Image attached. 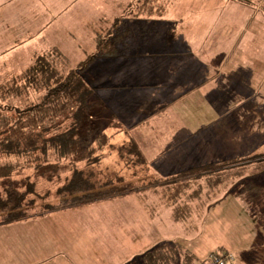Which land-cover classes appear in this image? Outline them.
<instances>
[{"label": "rangeland", "instance_id": "374dc122", "mask_svg": "<svg viewBox=\"0 0 264 264\" xmlns=\"http://www.w3.org/2000/svg\"><path fill=\"white\" fill-rule=\"evenodd\" d=\"M154 1L144 0L142 11L144 16L148 12H153L154 7L158 8L159 5L165 4V0L159 4ZM169 1L167 9L173 7L171 0ZM209 1L211 4L206 7L205 15H196V21H204L201 23L202 27L190 31L191 42L195 41L196 53L203 52L202 57L207 62L215 59L216 55L222 56L223 78L221 72L217 77L223 86L230 87L237 86L238 83L226 76V67L228 66V70L236 69L238 66L246 69L243 64H249L250 59L242 57L244 62L233 59L239 58L242 53L248 52L247 55H250L259 51L260 61H257L259 66L250 68L259 74L261 90L264 92V0H237L240 2L234 4H227L224 0ZM178 4L173 11L170 10V14L180 12L188 18L190 15L186 11L187 7ZM232 7H239L242 11L234 12ZM76 16L81 18V14H75L73 21ZM68 18L70 20V15ZM81 22L87 23L88 17L84 15ZM242 22L246 23L245 36L248 37L250 32L255 36L258 34L259 43L254 44L250 41L243 48L241 44L246 37L234 36L237 38L234 39L235 45L230 49V60L225 53L226 47L216 45L211 48L206 45L207 41L204 42V37L210 34L214 36L216 29L223 38V26L228 28L225 32L233 28V33H237ZM106 31L107 29L102 32L100 38L110 39L108 33L112 30ZM83 36L84 46L74 48L61 46L64 52H68L67 65L65 61L51 57L49 59L45 56L44 64L55 69L58 74L60 72L65 74L69 69L76 68L77 61L85 57L83 50L88 48L86 45L89 44L86 30ZM122 37L114 50L115 54L111 57L129 56L136 49V46L130 45L127 41L126 46H123ZM129 41L133 43V40ZM72 49L75 53L70 51ZM75 50H78L77 53ZM111 57L102 58L104 59L102 61L96 59L93 66L85 71L86 79L95 84L100 78L101 81L109 79L114 64L106 63L105 59ZM40 58L35 60L34 69L37 63L40 65L38 62ZM126 66L130 67V64ZM241 68L238 69L239 73ZM248 71L252 72L246 70L245 73ZM40 78L41 75L34 72L26 75L24 82L30 86V89L32 88L30 97H27L26 89L20 93L15 92L14 87L5 90L3 99L0 100V143L3 140L1 131L5 125L14 123L19 118L20 111L34 106L44 95L46 88L42 87ZM244 95V97L233 95L234 103L229 102L220 108L215 104L217 109H220L218 112L223 111L221 119L204 128L201 127L202 129L197 133L189 135L187 132H179L174 142L158 145L159 155L154 161L144 160L136 140H133V127L129 126L134 120L129 117V120H125V124L128 125H125L119 119H112V115L101 100L102 98L108 101L107 95L98 96L100 107L93 109L83 119L81 125H78L81 142L95 150L93 155L83 162L73 163L71 156L61 159L56 156L49 144H46L47 151L44 153L40 144L38 150L33 149L19 154H6L1 151L0 146V165L7 163L13 165L19 170L18 174L17 171L14 172L16 178L31 176L34 168L44 160L58 161L60 165L58 178L49 183L39 181L36 184V194L30 196L34 199L29 204L32 211H28V216L31 217L1 227L0 237H3L5 248L11 254L9 262L11 264H142L141 256L146 250L156 245L169 246L179 242L196 255L197 259L193 264H202L209 252L223 251L221 250L223 241H227L223 249L230 252H235V249L234 247L227 249L229 246L246 249L252 248L254 244L257 248L258 239L261 240V236L264 239V95H260L258 106H256L257 99L252 98L248 93ZM145 96L147 98L151 95H148L146 90L136 94L137 99L141 101L140 105L144 106L140 109V114L147 116L152 111L163 109L165 98L158 106L150 102V99L154 98L161 100L163 98L161 94L154 91L152 98L144 102ZM174 96L176 95L167 98ZM242 99L245 100L241 103ZM207 108L203 103L191 105L189 107L191 118L203 124L204 112L208 114ZM172 119L162 121L159 127L169 126L170 123L179 125L187 122V119L179 121L181 118L178 117ZM71 124L72 120H67L57 130L46 133L45 137L63 133ZM99 134H104L105 139L102 136L99 138ZM129 136L132 138L130 139ZM170 145V149L163 151ZM257 147L259 152L254 150ZM237 155H245V158H239ZM202 164L214 167L206 172L191 175L186 174L187 170L175 173L193 166H204ZM241 167H243L242 172L236 176V168ZM76 171L87 178L95 189L103 190L130 184L135 191L140 192L126 195L121 193L104 200L66 208L63 211L37 215L43 212V207L56 206L59 203L58 190ZM226 178L228 180L225 181ZM176 182L182 183L176 184ZM219 183L222 184L218 188L216 185ZM178 185L180 188L176 194L174 190ZM168 193L173 194L171 202L162 196L164 194L166 198ZM222 195L237 197L242 201L243 206L235 204L231 199L227 200L228 197L224 198L226 201L222 206L209 205ZM170 205L176 206V214L173 215ZM250 215H256V218ZM182 260L181 257L178 264H183Z\"/></svg>", "mask_w": 264, "mask_h": 264}, {"label": "crops", "instance_id": "0c3cea01", "mask_svg": "<svg viewBox=\"0 0 264 264\" xmlns=\"http://www.w3.org/2000/svg\"><path fill=\"white\" fill-rule=\"evenodd\" d=\"M154 2L159 4L163 0ZM224 2L234 4L240 1L224 0ZM144 3V0H0V100L2 101L5 90H9L11 87H14L17 93L26 89L27 97H30L29 93L32 88L30 89L24 80L37 58L45 56L49 59L50 57L51 59H60L67 65L68 52H64L61 46L73 48L84 46L83 35L86 30L89 39V44L86 45L88 48L83 50L85 57H79L78 63L75 62L77 65L95 51L99 36L107 29V31L112 30L108 33V37L120 40L123 36V46H126L127 41L130 45L136 46V49L129 56L105 59L106 63L114 64L111 68L110 78L106 81H101V78L96 81L97 84L87 81L92 87L98 89L97 93L100 96L107 95V99L109 97L108 101L102 98L101 100L102 104L107 107L106 110L112 115V119H119L122 124H125V120H129V117L134 120V123L129 127H133V140H136L144 160L154 161L159 155L157 146L174 142L179 132H187L192 135L215 120L221 119L223 111L218 112L220 109H217L215 104H218L220 108L229 102L234 103L235 96L233 98V95L235 94L244 97V94L248 93L252 98L257 99L256 106H258L260 95H264V92L261 90L259 74H256V71L253 72L250 67L259 66L257 62L260 61L259 51L250 53V55H247L248 52L242 53L239 58L233 59L241 60V62H244L242 57L250 59L249 64H243L246 69L238 66L236 69L228 70V66L226 67V76H229L231 81L238 83L237 86L230 87L223 86L217 77L221 72L223 78V57L216 55L215 59L207 62L202 57L203 52L196 53L195 51V41L191 42L190 31L202 27L201 23L204 21H196V15H205L206 7L211 4L209 0H171L173 4L171 9H167V3L170 1L165 0L163 6L154 7V11L148 12L146 16L142 12ZM178 3L187 7L186 11L190 15L188 18L181 15L180 12L170 14L175 6L179 5ZM232 10L234 12L242 11L239 7H232ZM75 14H81V18L76 16L73 21ZM69 15L71 22H69ZM84 15L88 17V22L82 24ZM247 15L249 18V14ZM245 24L242 22L241 28L235 34L233 28L225 32L228 28L223 26V38L216 29L217 36L215 34H213L214 36L211 34L205 36L204 42L207 41L206 45L211 48L216 45L226 47L225 53L230 60V49L235 45L234 39L237 38L234 36L246 37L241 44L243 48L250 41L254 44L259 43L258 34L255 36L250 32L248 37L245 36ZM129 40H133V43ZM70 51L74 52L73 49ZM75 51L77 53L78 50ZM99 60L104 59L97 61ZM128 64L130 67L126 66ZM239 68H241L240 73ZM246 70H252V72L245 73ZM145 90L151 96L146 98V95L144 102L152 98L154 91L161 94L163 98L161 100L159 98L150 99L152 105L162 104L161 102L165 98L162 110L152 111L147 116L140 114V109H143L144 106L140 105L141 101L137 99L136 94ZM112 95L114 96L112 97ZM171 95L176 96L168 99L167 96ZM210 95L213 96L210 97ZM244 100L242 99L241 103ZM198 103H203L205 107H208V114L204 112L203 124L191 118L189 107ZM257 112L259 113V111ZM218 115L219 117H217ZM173 117L181 118L179 121L187 119V122L177 124L178 126L170 123L169 126L159 127L162 121L166 122L170 118L173 120ZM232 119L234 118L232 117ZM170 147L171 145L164 148L163 151ZM176 148L178 150L177 146ZM254 150L259 152L258 147ZM237 157L243 159L245 155H237ZM200 166L178 170L175 173ZM225 197L237 205H242V201H239L237 197L229 195H222L209 205L222 206L226 201ZM248 214L250 213L248 212ZM250 217L256 218V215H250ZM2 226L5 225H0V233ZM226 244L227 241H223L221 250L228 251L223 249ZM257 245V248L253 244L252 248L229 246L227 249L234 247L235 252H228L235 256V264H264V239L262 236L261 240L258 239ZM212 252H209L208 255ZM10 257L11 254L5 248L4 239L0 237V264H11Z\"/></svg>", "mask_w": 264, "mask_h": 264}, {"label": "trees", "instance_id": "16d2710c", "mask_svg": "<svg viewBox=\"0 0 264 264\" xmlns=\"http://www.w3.org/2000/svg\"><path fill=\"white\" fill-rule=\"evenodd\" d=\"M118 42L119 39L116 38L107 40L99 36L95 51L80 62L76 68L69 69L65 74L61 72L58 74L55 69L49 68L44 64L45 61L41 57L38 60L40 65L37 63L36 69L33 66L30 72L41 75L40 81L43 83L41 85L46 88V91L34 106L20 111L21 114H19V118L14 123L5 125L1 131L3 135V140L0 143L1 151L6 154H19L33 149L38 150V144H40L44 153L47 151L46 144H49L56 156L61 159L65 158V156H71L73 163L77 164L90 158L95 150L90 145L81 142L78 135V125H81L83 119L93 109L100 107V101L97 96L98 89L88 83L85 71L96 59L113 56ZM67 120H72V124L67 131L55 133L48 138L45 137L46 133L57 130ZM98 136L99 138L102 136L105 139L104 134H99ZM134 149H136L135 146ZM213 167V165H204L196 167V169L192 168L187 170L188 173L186 174L206 172ZM242 168H236V176L240 175ZM15 171L18 174L19 170H16L11 164L0 165V225L30 218L28 211L32 210L29 204L34 200L30 196L36 194V184L39 181L49 183L58 178L60 165L58 161L50 162L44 160L34 168V173L31 176L21 178L14 176ZM226 180L228 179L226 178ZM179 183L182 182H176V184ZM221 184L219 183L216 186L219 188ZM180 185L174 190L176 194ZM225 187L227 186L225 185ZM132 192L138 193L140 191H135L130 184L103 190L95 189L87 178H84L76 171L72 173V177L67 183L58 190L59 203L56 206L47 205L43 207V212L37 215L59 210L63 211L66 208L78 207L92 201L104 200L114 195L121 193L126 195ZM172 195L168 193L165 198V195L162 194L163 198L168 202H171ZM170 206L173 215L176 214V206ZM159 246L156 245L152 249L146 250L141 256V263L178 264V260L182 257L183 264H193L197 259L193 252L184 248L179 242H175L174 245Z\"/></svg>", "mask_w": 264, "mask_h": 264}, {"label": "built area", "instance_id": "2783aa9c", "mask_svg": "<svg viewBox=\"0 0 264 264\" xmlns=\"http://www.w3.org/2000/svg\"><path fill=\"white\" fill-rule=\"evenodd\" d=\"M235 256L228 251H216L208 255L203 264H235Z\"/></svg>", "mask_w": 264, "mask_h": 264}]
</instances>
